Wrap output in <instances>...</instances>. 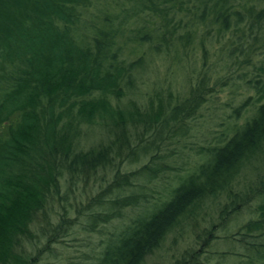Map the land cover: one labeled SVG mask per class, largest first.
<instances>
[{
  "label": "trees",
  "instance_id": "obj_1",
  "mask_svg": "<svg viewBox=\"0 0 264 264\" xmlns=\"http://www.w3.org/2000/svg\"><path fill=\"white\" fill-rule=\"evenodd\" d=\"M156 58L185 84L145 77ZM226 87L227 127L169 166ZM187 226L171 264H264V0H0V264L80 231L78 264H144Z\"/></svg>",
  "mask_w": 264,
  "mask_h": 264
},
{
  "label": "rangeland",
  "instance_id": "obj_2",
  "mask_svg": "<svg viewBox=\"0 0 264 264\" xmlns=\"http://www.w3.org/2000/svg\"><path fill=\"white\" fill-rule=\"evenodd\" d=\"M215 59L216 58L213 57L212 60ZM176 70L177 68H175V66L173 68V66H170L167 62L160 58H156L144 76L147 78L150 77L149 80L152 82L155 77H159L162 79L163 82L161 83L165 89L172 87V89L176 91L177 88H180L181 85L186 82L185 76L179 75ZM151 81L143 87V97H137V99L133 98V101L144 98V105L149 102L150 96H148V93L150 90L148 84L151 86ZM218 92L219 93L204 106L202 116L194 124V130L189 138L184 140L181 144L173 146L168 151L165 159H167L166 163L169 166L188 169L194 160L198 158L196 154L199 149L209 143H213V138L217 137L227 127L231 106L237 105L240 99L247 95L243 88L226 87L218 90ZM130 105V101L127 102V100H125V107H130ZM249 217L250 215L247 214L246 218ZM193 230L195 232L201 231L198 227H193L192 229H190V226L185 227L181 235H177L175 238L171 236L158 251L147 258L144 264H171L183 251L189 249L192 244H194V237L198 233H195ZM38 233L37 230L35 234ZM93 238L94 239L90 240L85 232L80 231L74 236H70L63 242L55 245L54 250L57 252V257H61L60 259H50L44 262L49 264H78L84 262L86 256L91 253V249L98 242L95 236Z\"/></svg>",
  "mask_w": 264,
  "mask_h": 264
}]
</instances>
